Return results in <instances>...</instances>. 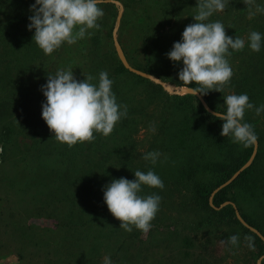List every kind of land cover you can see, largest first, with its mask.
<instances>
[{"label":"rangeland","instance_id":"obj_1","mask_svg":"<svg viewBox=\"0 0 264 264\" xmlns=\"http://www.w3.org/2000/svg\"><path fill=\"white\" fill-rule=\"evenodd\" d=\"M114 1L102 0L99 4L104 11L98 20L99 30L90 29V36L72 45L65 42L51 55H45L32 39L35 29L27 27L28 17L33 14L30 5L35 0H0V264H103L105 256L114 262L117 259L113 253L120 242L121 264H245L249 246L239 239L230 250L221 243L225 240L219 235L229 227L198 223L201 217L217 220L218 213L195 204L190 190L195 180L214 185V191L223 184L229 185L253 162L257 149L256 142L246 162L234 171L235 158L246 153L248 147L233 143L231 137L213 136L206 113L196 104L198 113L194 108L180 106L175 98L190 92L191 87L178 79L182 61L173 62L166 53L174 42L181 41L184 28L195 22L192 16L196 14L197 0ZM232 1L209 20L221 21L226 34L234 37L233 32L229 33L232 29L226 28L231 20ZM242 4L243 0H239ZM248 18L247 14L237 24ZM248 34L239 37L247 41ZM10 42L13 51L6 53ZM1 60L10 63L8 69ZM228 60L233 68L232 58ZM118 67L124 70L116 71ZM61 68H72L78 81L92 75L93 83H98L101 71H107L117 103L127 105V116L110 135L94 133V141L69 147L49 130L41 115L46 102L41 85L47 83L48 74L54 75ZM6 70L7 75L2 77ZM135 71L145 72L163 84ZM196 96L205 111H216L200 93ZM210 96L213 100L218 98L217 105L224 103L218 91L213 90ZM151 151L160 153L155 165L143 158ZM86 162L93 172L91 189L78 196L76 182L69 183L71 174L62 177V166L68 165L75 172ZM216 162L227 166L218 177L206 168V164ZM149 169L162 179L164 188L142 186L141 195L158 194L162 198L159 211L149 232L143 233L134 226L132 232H126L104 202V187L121 177L134 180L136 170ZM184 169L188 174L181 180ZM190 169L194 170L192 174ZM227 175L217 184L219 176ZM232 190L242 212L259 222L264 233L262 198L249 195L244 188ZM83 201L90 202V208L105 216L101 226L95 220L83 233L53 227L51 222L55 220H76L77 205ZM235 213L245 225L240 212L236 209ZM249 229L264 243L260 231ZM228 233L235 234L231 230ZM132 234L138 235L139 248L129 245L130 240L135 242L134 237L129 239ZM186 236H190V243ZM65 237L69 239L63 240ZM62 244L60 249L72 248H67L72 256L54 251L56 245ZM253 259L254 264H261L264 252L252 256L247 264Z\"/></svg>","mask_w":264,"mask_h":264},{"label":"clouds","instance_id":"obj_2","mask_svg":"<svg viewBox=\"0 0 264 264\" xmlns=\"http://www.w3.org/2000/svg\"><path fill=\"white\" fill-rule=\"evenodd\" d=\"M101 2L35 0L30 5L33 14L28 17L30 23L27 25L29 30L35 29L32 39L45 55H51L65 42L72 45L86 35L90 36V29L101 28L98 23L104 16L103 9L99 7ZM243 2L250 19L257 13L264 14V6L256 4V0ZM228 5L229 0H197L196 14L192 16L195 22L184 28L181 41L174 42L166 53L171 61H182L178 79L184 85L195 83L196 86L189 88L193 95H204L211 90L223 92L233 76L228 57L232 51L245 48V39L228 36L221 21L209 20L214 13L224 11ZM262 42L264 36L260 32H249L247 46L253 52L261 50ZM94 79L88 75L78 81L72 68H61L54 75L48 74L47 83L41 85L46 98L42 104V118L55 138L69 147L78 142L94 141V133L110 135L122 117L127 116V105L117 103L112 91L113 80L107 71L98 74V83H93ZM224 104L225 112L215 111L212 114L223 122L220 135L231 137L233 143L244 147L254 145L258 140L257 134L254 126L244 121V116L247 110L253 109L256 115H260L264 112V104L254 105L246 93L228 94L224 97ZM159 157L158 151H151L145 153L143 158L155 165ZM134 176V180L124 177L113 179L104 187L103 199L110 213L120 221V228L130 233L134 226L147 233L151 230V222L159 211L162 198L156 193L141 195L142 186L163 189L164 183L151 169L147 172L136 170ZM246 240L252 248V238L246 237ZM221 243L237 246L239 236L234 234ZM103 264L113 262L109 256H105Z\"/></svg>","mask_w":264,"mask_h":264},{"label":"trees","instance_id":"obj_3","mask_svg":"<svg viewBox=\"0 0 264 264\" xmlns=\"http://www.w3.org/2000/svg\"><path fill=\"white\" fill-rule=\"evenodd\" d=\"M180 1V0H179ZM178 1V3H179ZM177 3V4H178ZM232 6L230 9L231 16L229 17L230 23H227L226 28H231L232 30L229 31L234 33V37H239L242 33H249L250 31H258L264 36V14L257 13L256 16L253 18L246 19L241 25L237 24V20H240L241 18H244L248 12L247 7L245 4L239 5V0H233ZM259 5L264 6V0H259ZM178 8V7H177ZM178 13V11H177ZM178 14H176V17ZM233 37V38H234ZM9 49L6 53L9 51H13V48L11 46V42L9 43ZM233 60L234 66L232 68L233 70V76L231 78L230 84L224 89L221 93V98H224L228 94H247L249 97V101L253 103L256 106H260L264 104V42H262V47L259 52H253L248 46L247 41L245 48L241 51H232V55L230 56ZM2 64L6 66V68H9L8 62L6 60H1ZM118 70H124V68L118 67L116 71ZM7 75V70L4 71V74H2V77ZM183 84V83H182ZM188 87H194L196 86L193 82L190 85H186ZM213 93V90L208 91L207 94L202 95V97L206 100L208 105L213 108L216 111L225 112L226 111V105L223 103L221 105H217L216 101L213 100V97L210 95ZM176 100H178V104L180 106L184 107H191L195 109V112L198 113V110H196L195 104L198 106L199 110L202 112H205L206 115L209 117L210 123H211V131L213 132V136L220 135L222 130V121L219 119H216L212 113H209L205 111L201 105V102L199 98L196 95H193L191 92H186L183 95H176ZM247 116L244 117V121L251 123L254 126V131L257 134L258 140H257V149L256 154L254 156V160L252 163H250L246 168L242 169L237 176L234 178L232 183L229 185L222 187L218 189L217 191L213 190L214 185H209L205 183H201L198 181H194L190 190L193 195V201H195V204H199L201 208H203L206 211H214L217 212V220L214 221H207L205 217H201L198 220V223H211L212 225L224 229L226 226L229 227L228 231H234L235 235L239 236V239L241 243L248 245V241L244 240L246 236L252 238L253 247H248V255L249 259L252 256H258L264 252V243L262 242L259 235L252 232L249 228H255L258 231H260L263 235L262 226L257 223L256 220L251 218L248 214L242 212L241 207L239 206V202L235 196V194L232 192L233 188H244L247 190L249 195L254 197H261V202H263L264 205V112H262L260 115H256L254 109L253 110H247L246 111ZM223 141L225 140L224 137H222ZM222 146V145H220ZM254 148V145L248 147L246 150V153L243 152L240 156H237L235 158V161L237 165L234 168V171L237 170L241 165H243L249 158L252 150ZM84 157L87 156V154H83ZM89 163L86 162L83 167L74 170L69 168L68 165L62 166V177H67L71 174L72 181L69 183L72 184L74 181L75 184V191L76 193H79L78 196H82L83 194H88L90 188V178L93 172H91V169L89 168ZM205 167V166H204ZM226 164L223 162H216L213 164H206V168L210 170V172H215L218 175H220V172L225 171ZM61 171V170H60ZM194 170H189V174H192ZM61 173L59 174L61 176ZM188 173L185 171V169L181 173V180L186 177ZM220 181L217 182L220 183L222 180L226 179L227 176H219ZM77 195V194H76ZM78 206L77 216L76 220L65 222L64 219L60 222L59 220H55L56 222H51L53 224L54 228H64L65 232L67 229L75 230L79 233L86 232V229L90 227L92 222H95V220H99V223L97 226H101L103 223V220H105V216H103L100 212V210H96L95 208H90V202L83 201ZM96 206V204H95ZM84 208L88 209V212L84 211ZM238 210L240 212V217L245 222V225L237 218L235 210ZM31 225H37L33 222L30 223ZM226 232H219L220 237H222L225 241H227L226 238L230 237L231 234ZM129 236V239H133L135 242H132L130 240L129 245H134V249L138 247V244L141 242H137L138 235ZM69 239L68 237L63 238V240ZM185 240L190 243L191 239L190 236H186ZM226 244V248L232 250L233 246L230 244ZM118 249H115L113 253V257L117 259V261H114L113 264H121L118 260L121 259V254L119 253V249H121L122 242L118 243ZM64 247L63 244L58 246L56 245L54 251H65L64 254L68 253V256H72V254L68 251V249H72L70 246H67V248L60 249ZM139 248V247H138ZM75 251L78 250V246H75ZM132 257L134 259L136 258L135 254H132ZM143 258H146L143 256ZM247 260V262H248ZM247 262L245 264H247ZM254 259L251 260L250 264H254ZM48 264V263H45ZM55 264V263H54ZM61 264V263H58ZM202 264H213L207 261H204ZM249 264V263H248ZM261 264H264V260Z\"/></svg>","mask_w":264,"mask_h":264},{"label":"water","instance_id":"obj_4","mask_svg":"<svg viewBox=\"0 0 264 264\" xmlns=\"http://www.w3.org/2000/svg\"><path fill=\"white\" fill-rule=\"evenodd\" d=\"M103 1H108V0H103ZM114 1V0H113ZM115 2V1H114ZM137 74H139V75H141V76H143V77H146V78H150V79H152V80H154L156 83H158V84H163V82H161L160 80H158L157 78H155V77H152V76H150L149 74H147V73H145V72H141V71H135ZM225 184H223L222 186H221V188L224 186ZM257 264H260V262H258Z\"/></svg>","mask_w":264,"mask_h":264}]
</instances>
